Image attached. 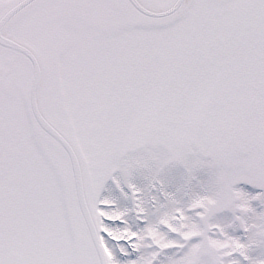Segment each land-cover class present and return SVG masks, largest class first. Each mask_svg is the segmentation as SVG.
<instances>
[{"label":"snow or ice","instance_id":"snow-or-ice-1","mask_svg":"<svg viewBox=\"0 0 264 264\" xmlns=\"http://www.w3.org/2000/svg\"><path fill=\"white\" fill-rule=\"evenodd\" d=\"M0 264H264V0H0Z\"/></svg>","mask_w":264,"mask_h":264},{"label":"rangeland","instance_id":"rangeland-1","mask_svg":"<svg viewBox=\"0 0 264 264\" xmlns=\"http://www.w3.org/2000/svg\"><path fill=\"white\" fill-rule=\"evenodd\" d=\"M168 184H169V188L172 191H175L177 187H179L182 184V180H181V173L180 172H173L169 177H168ZM145 187V196L150 198L151 195H153V193H151L147 187H146V183L143 185ZM240 187H242L245 191L251 193L252 195H256L258 190L257 189H253L252 187L249 186H244V185H240ZM179 195H183V193H180ZM126 202H122V204H124ZM127 206L130 207V204H128ZM256 206V205H254ZM259 210V209H258Z\"/></svg>","mask_w":264,"mask_h":264},{"label":"trees","instance_id":"trees-1","mask_svg":"<svg viewBox=\"0 0 264 264\" xmlns=\"http://www.w3.org/2000/svg\"><path fill=\"white\" fill-rule=\"evenodd\" d=\"M244 186H248V185H244ZM249 187H251V186H249Z\"/></svg>","mask_w":264,"mask_h":264}]
</instances>
